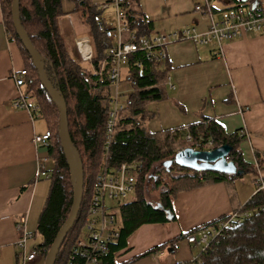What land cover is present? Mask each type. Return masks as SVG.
Segmentation results:
<instances>
[{"label":"trees","instance_id":"16d2710c","mask_svg":"<svg viewBox=\"0 0 264 264\" xmlns=\"http://www.w3.org/2000/svg\"><path fill=\"white\" fill-rule=\"evenodd\" d=\"M138 1L126 0L122 5L130 15L132 31L138 37H151L152 23L136 8ZM221 1L227 5V12L237 7H258L259 4L258 0ZM77 4L75 11L79 13L81 22L90 35L93 49L91 60H84L62 33L59 20L65 12L61 0H20L22 25L41 54L42 64L52 86L66 101L74 152L79 153L83 164L84 184L79 216L72 229L63 237L55 264H67L70 259L76 238L85 225L97 174L105 165L114 168L122 163L141 164L142 167L136 174L134 199L121 203L115 210L120 220V235L109 243L107 254L103 258V264H123L117 262V255L128 248V240L138 228L148 223L166 224L176 220L173 199L179 191L239 177L213 170L197 171L176 163L168 168L161 164L163 170L158 173L155 186L164 185L165 190H161L158 201L153 202L147 197V185L155 163L173 159L177 151L186 147L205 150L229 143L233 146L230 159L236 162L239 169L251 170L254 167L246 162L239 149V143L243 140L241 130L228 133L222 123L214 118H204L187 128L156 132L148 128V121L155 116L148 105L167 97V56L157 61L147 51L141 50L129 56L124 79L120 80L128 81L132 89L127 93L121 92L125 96L126 105L118 115L113 141L106 150L105 126L116 89L110 80L109 65L105 64L103 67V63L112 41L98 28V22L103 19V6L89 0H78ZM1 5L8 33L18 43L26 58L24 94L34 102L32 111L45 119L48 130L51 131L48 146L51 162L50 189L35 234L42 238L37 248L45 250V259L70 215L74 184L59 138L60 107L42 84L31 55L16 32L12 17L13 0H1ZM257 155L262 159L264 157L263 154ZM243 209L250 213L248 217L234 226H228L224 236L213 239L193 261L179 264H264V193L255 192L243 205ZM228 215L193 228L170 242L155 245L135 259L156 254L200 228L217 224L228 218ZM78 260L79 263L83 262L82 258Z\"/></svg>","mask_w":264,"mask_h":264},{"label":"crops","instance_id":"0c3cea01","mask_svg":"<svg viewBox=\"0 0 264 264\" xmlns=\"http://www.w3.org/2000/svg\"><path fill=\"white\" fill-rule=\"evenodd\" d=\"M61 1L65 12L59 20L62 33L79 53L76 42L87 39L93 53L88 29L75 11L78 0ZM89 1L102 5L109 0ZM111 1L102 5V18L106 20L107 13L114 11L115 15ZM207 1L212 7V17L210 13L196 10L197 5ZM258 2L264 6V0ZM226 6L221 0H139L136 8L151 21V36H154L185 27H195L203 32L212 19L217 20L227 12ZM165 49L167 97L148 105L155 114L148 121V128L153 132L187 128L204 118H214L222 123L226 132L241 130L244 133L239 149L254 168L233 179L179 191L173 199L176 220L166 224L148 223L138 228L129 238L128 248L117 255V262L123 264L192 261L199 248L184 237L156 254L135 257L155 245L170 242L193 228L232 213L257 192L258 182L264 181V157L257 155L264 153V34L248 33L223 41L220 50L217 43L200 45L191 39L172 42ZM26 64L20 46L8 33L0 0V264H20L17 243L22 232L16 228V223L23 220L24 230L33 234L31 238L34 239L50 189L51 177H38L40 162L49 157L48 148L34 141L36 135L48 130L47 123L32 111L34 102L30 99L31 109L12 106L22 89L17 86L13 72L24 69ZM125 66L121 79H124ZM131 89L129 86L123 91L127 93ZM49 161L45 170L51 175ZM30 239L28 250L42 241L41 238L29 248ZM43 263L44 255H41L28 264Z\"/></svg>","mask_w":264,"mask_h":264},{"label":"built area","instance_id":"2783aa9c","mask_svg":"<svg viewBox=\"0 0 264 264\" xmlns=\"http://www.w3.org/2000/svg\"><path fill=\"white\" fill-rule=\"evenodd\" d=\"M111 2L115 8V24L110 25L104 18L98 22L99 30L104 32L112 41L107 50L103 67L105 64L109 65L110 80L116 89L112 95L111 108L105 126L104 147L106 150L109 149L113 141L118 115L126 105L125 100H120L122 95L119 86L122 67L128 63L129 56L132 53L140 50L147 51L149 56L160 61L166 58L165 47L172 42L191 39L200 45L217 43L220 50L223 41L232 40L248 33L264 34V6L261 4H258V7L254 5L237 7L233 11L226 12L221 18L212 19L207 30L203 32L198 31L195 27H185L180 30L161 32L151 37H138L131 29L130 15L122 5V0H112ZM196 10L202 13H210L212 17V7L208 1L197 5ZM86 42L87 45L84 44ZM76 44L84 60H91L93 53L88 47L87 39H80ZM26 75L27 70L25 68L13 72V78L17 86L22 88L19 98L12 102L14 108L31 109L23 89L26 84ZM50 138L51 131L46 130L43 134L36 135L34 141L42 147L48 148ZM48 161L49 157L40 162L38 177H51V175L46 174L45 170V164ZM141 167V164L128 163H122L114 168L105 165L97 174L93 183L90 206L86 212L84 235H81V232L76 238L67 264H103V258L107 254L109 243L120 235V220L115 213L120 204L117 205L112 202H120L133 194L137 182L136 174ZM257 191L264 193V181L259 183ZM249 215L250 213L245 211L242 205L230 213L228 218L219 221L217 224L200 228L196 232L188 234L186 240L194 247L199 248L200 253L210 245L213 239L224 236L225 229L228 226L236 225ZM16 228L22 232L17 243L20 264H28L44 255L45 250H39L37 246L28 250V239L33 234L24 230L23 220L16 223ZM79 258H82V263H79Z\"/></svg>","mask_w":264,"mask_h":264},{"label":"water","instance_id":"95a60500","mask_svg":"<svg viewBox=\"0 0 264 264\" xmlns=\"http://www.w3.org/2000/svg\"><path fill=\"white\" fill-rule=\"evenodd\" d=\"M12 17L16 32L31 55L33 65L39 72L42 84L60 107L59 138L72 174L71 179L74 184V198L70 215L58 232L45 258L44 264H55L63 237L72 229L79 216L81 191L84 184L83 164L79 153L74 152V146L69 130L66 101L52 86L42 64L41 54L32 43L22 25L20 19V0H13ZM232 149L233 146L229 143L205 150L186 147L177 151L173 159L163 161L161 164L167 168L173 163H176L179 166L197 171L213 170L229 175L243 174L245 170L239 169L236 162L230 159Z\"/></svg>","mask_w":264,"mask_h":264},{"label":"rangeland","instance_id":"374dc122","mask_svg":"<svg viewBox=\"0 0 264 264\" xmlns=\"http://www.w3.org/2000/svg\"><path fill=\"white\" fill-rule=\"evenodd\" d=\"M107 10H109V9H107ZM106 17H107L108 23L110 25H114V21H115L114 11H113V13H111V12L107 13ZM124 71H125V69H124ZM124 71H123V73H124ZM122 82H123V89H122V84H121V88L119 89V91L120 92L127 91L129 86H131L130 83L128 81H122ZM120 100L124 101L125 100V96L123 95ZM209 149H212V148H209ZM162 170H163V166L161 165V162H157V163L154 164L152 170L150 171V180H149L148 185H147V197H148L149 200H151L153 202H157L158 199H159L160 191L161 190H165L164 185H160L158 187L155 186V183H156L157 178H158L157 175ZM175 173L176 172H174V175H175ZM134 196H135V194H130L126 199L121 200L120 202H112V203L118 205V204H121V203H124V202H127V201H130V200L134 199ZM81 235H84V230H82V234ZM40 239H41V237L39 236V234L36 235V237L34 239L31 238L30 241H29V248L31 247V245L37 244L38 241H40ZM44 262H45V259H44Z\"/></svg>","mask_w":264,"mask_h":264},{"label":"bare ground","instance_id":"6f19581e","mask_svg":"<svg viewBox=\"0 0 264 264\" xmlns=\"http://www.w3.org/2000/svg\"><path fill=\"white\" fill-rule=\"evenodd\" d=\"M85 45H87V42L86 43H84ZM89 47V46H88Z\"/></svg>","mask_w":264,"mask_h":264}]
</instances>
